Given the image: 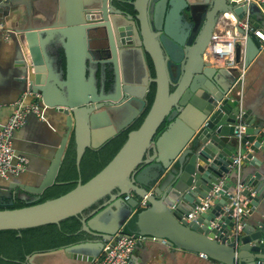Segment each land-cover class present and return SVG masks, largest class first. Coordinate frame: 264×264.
<instances>
[{
	"label": "water",
	"instance_id": "water-1",
	"mask_svg": "<svg viewBox=\"0 0 264 264\" xmlns=\"http://www.w3.org/2000/svg\"><path fill=\"white\" fill-rule=\"evenodd\" d=\"M120 1L128 2L132 13L108 0H0V36L7 37L8 45L0 58L4 89L18 98L28 92L25 100H36L64 127L45 171L26 172L33 155L42 156L30 143H22L23 152L14 147L28 159L22 177L31 185L13 187L10 180L0 185L4 207L0 230L59 223L79 215V230L96 237L34 251L26 256V264H36L34 258L50 253L64 254L72 260L67 264H92L116 233L147 235L146 242L165 239L168 247L203 253L217 264H264V115L245 111L236 127L238 103L229 91L233 73L204 58L218 15L227 10L238 18L246 11L253 15L256 4ZM197 5H202L201 20L186 41L180 22L186 13L195 16ZM244 42L243 60L248 67L260 43L253 34H247ZM127 47L149 55L154 76L145 60L141 73L133 57L124 65ZM241 48L239 42L237 61ZM107 49L114 54L111 77L91 67L92 52L105 54ZM152 83L149 110L141 124L128 131L114 156L85 182L80 176L69 191L39 201L44 190L57 182L72 141L80 173L86 150L98 149L128 129L136 110L101 139L94 138V122L100 116L95 112H107L109 107L122 110L128 102L145 109ZM237 131L240 138L234 136ZM239 152L244 157L234 162ZM208 198L209 206L199 209ZM16 200L26 205L11 207ZM94 204L88 214H81ZM108 214L114 215L115 226H94Z\"/></svg>",
	"mask_w": 264,
	"mask_h": 264
},
{
	"label": "crops",
	"instance_id": "crops-1",
	"mask_svg": "<svg viewBox=\"0 0 264 264\" xmlns=\"http://www.w3.org/2000/svg\"><path fill=\"white\" fill-rule=\"evenodd\" d=\"M255 10L256 13L251 15V20L253 22H258V27L264 31V12L258 6H255ZM6 38V36H0V58L3 57L6 51L8 50ZM244 43L242 44V51L245 50ZM2 80L3 76L0 72V122H5L11 114L14 107V102L18 97H16L14 93L4 89ZM243 104L245 111L251 113L252 115H264V46L260 47L258 54L247 67ZM118 108L119 107L106 108L108 112L104 113L100 111L95 112L99 113L100 116L96 118L94 122V127L97 130L94 133V138L101 139L109 131L119 128V126L125 120V117L128 116L130 112L135 109L136 113L130 119V121L132 120L129 125L130 127L139 117V115H141V113L144 111V109L141 110V108L138 107L137 102H128L125 107L121 106L122 110H110ZM102 110L104 111L105 109ZM63 128L64 127L60 123V121L56 117H54V115L48 114L47 111H44V114L38 117H26V120L22 127L18 128L14 133L13 145L17 150L23 152L22 149H19L22 146V143H30L31 146H33L35 150L40 151L39 153L42 155H33V157L31 158V164L28 165V169L26 172L35 173L31 170H37L39 168L41 169V171H45L49 164L50 156L53 154L54 150L56 149V146L58 145L61 137L64 134ZM67 160V156L63 158V163L58 173V176L63 173V166L65 169L67 168ZM84 171H87V168ZM21 177L22 172L21 174L8 179L0 177V185L6 184V181L9 180L13 187L18 184L26 186L31 185L30 183H28L27 177ZM15 181L16 183H14ZM44 192L42 193V195L44 194ZM114 219V215H105L103 218L95 221L94 226L112 228L116 225ZM17 236L20 237V233ZM95 238L96 237L91 236V240ZM52 249L56 248L36 251H47ZM83 252L89 251L83 250ZM11 254V252L7 255L1 254L2 256H4L2 257L0 264H5V262H8L7 260L10 259ZM133 259L137 264H217L212 259L204 257L198 252L177 248L175 246L168 247L165 245V243L161 241H142L141 244H137L136 247L133 249ZM33 261L36 264H67L72 260L61 253H50L46 255L37 256L33 259Z\"/></svg>",
	"mask_w": 264,
	"mask_h": 264
},
{
	"label": "built area",
	"instance_id": "built-area-1",
	"mask_svg": "<svg viewBox=\"0 0 264 264\" xmlns=\"http://www.w3.org/2000/svg\"><path fill=\"white\" fill-rule=\"evenodd\" d=\"M239 1V0H228ZM247 4L253 2L264 12V0H244ZM244 32H241L239 29ZM253 34L259 41L260 46H264V31L253 25L251 15L248 11L242 18H238L233 11H224L218 16L215 29L212 33L210 42L205 51V60L211 61L217 67H224L233 73L234 81L230 87L233 100L238 103L239 114L237 115L238 123L236 127L243 121L244 109V94L246 85L247 66L244 64V50L241 48V59L236 60V48L240 42L244 43L246 35ZM28 92L23 93L14 102V107L5 122H0V177L8 179L19 175L26 168L28 159L22 153L15 150L13 145L14 133L20 128L28 114L34 113L36 117L43 115V110L39 103L35 101H27L24 96H28ZM234 136L240 138L239 131L234 133ZM244 157V154L238 153L234 157V162H239ZM127 195L126 198H129ZM209 198L204 200L199 209H204L209 206ZM237 212L240 213L242 208L240 202L235 201ZM195 213H190L193 216ZM147 235H127L116 233L112 238L104 243L100 253L94 259L93 264H137L133 259V249L138 244V240L146 241ZM155 240L156 237H151ZM161 242L165 243V239ZM202 256L207 255L200 253Z\"/></svg>",
	"mask_w": 264,
	"mask_h": 264
},
{
	"label": "trees",
	"instance_id": "trees-1",
	"mask_svg": "<svg viewBox=\"0 0 264 264\" xmlns=\"http://www.w3.org/2000/svg\"><path fill=\"white\" fill-rule=\"evenodd\" d=\"M154 89L155 86L152 83L144 111L127 130L120 132L98 149L88 148L86 150L82 159L80 173L76 168L75 145L72 141L66 154L68 159L67 168L62 167L63 173L58 176L57 182L45 189L39 201L53 198L69 191L77 184L80 176L82 177V182H85L97 173L125 142L128 131L136 129L141 124L153 100ZM147 156L148 154L145 155V157ZM86 168L87 171H84ZM100 202H97V204ZM97 204L83 210L81 214H88ZM24 205H26L24 201L16 200L11 207H21ZM1 208L4 207L0 206ZM80 227V216L72 215L60 220L59 223H47L21 230H0V261L4 256L1 254L7 255L11 252L10 259L5 264H26V255L36 250L59 248L91 239L90 235L79 230ZM19 233L20 237L17 236Z\"/></svg>",
	"mask_w": 264,
	"mask_h": 264
},
{
	"label": "flooded vegetation",
	"instance_id": "flooded-vegetation-1",
	"mask_svg": "<svg viewBox=\"0 0 264 264\" xmlns=\"http://www.w3.org/2000/svg\"><path fill=\"white\" fill-rule=\"evenodd\" d=\"M108 3L110 5L115 6L117 9L123 10L127 13H132L131 7L128 4V2L120 1V0H111V1L108 0ZM193 10H194L195 16L191 13H186L185 17H183L181 19V22H180V26L182 28H184L183 31H181V34L184 33V38L186 39V41L189 40L191 33H193L196 30L198 24L200 23V20H201L200 15L202 13V5H197L196 7L193 8ZM151 30L153 33H156V31L153 30L152 26H151ZM156 38H158L160 45H162L160 35L157 34ZM103 46H104V48H105V46H107V40H104ZM92 53H93V55H92L91 67L94 70V72L97 74L103 73L104 75L106 74L107 77H111L112 76V69H113V65H114V61H113L114 54L112 53V51L107 49L105 54H101V53H98L95 51ZM122 57H123L124 65H125V61L127 58L133 57L135 59V63H136L135 66L139 70V73H141V71L144 70L142 62H143V60H145L146 68L151 73V75H153V71H154L153 68L154 67L152 65L151 58L146 53H144L142 55L139 52L138 53L137 52H131L129 50V48L127 47V50L122 55ZM104 60L105 61L109 60L110 62L106 64V63H103ZM105 93H108V92H105ZM109 108H117V107H109ZM111 110H115V109H111ZM122 131H125V130H122ZM122 131H120V132H122ZM119 133H117L116 135H118Z\"/></svg>",
	"mask_w": 264,
	"mask_h": 264
},
{
	"label": "clouds",
	"instance_id": "clouds-1",
	"mask_svg": "<svg viewBox=\"0 0 264 264\" xmlns=\"http://www.w3.org/2000/svg\"><path fill=\"white\" fill-rule=\"evenodd\" d=\"M221 13H222V12H221ZM219 15H220V14H219ZM219 15H218V16H219ZM217 19H218V18H217ZM216 22H217V21H216ZM252 22H253V21H252ZM215 26H216V24H215ZM214 29H215V28H214ZM213 31H214V30H213ZM204 54H205V53H204ZM43 114H44V111H43ZM126 130H127V129H126ZM17 152H18V151H17ZM20 174H21V173H20ZM13 177H14V176H13ZM10 178H11V177H10Z\"/></svg>",
	"mask_w": 264,
	"mask_h": 264
}]
</instances>
